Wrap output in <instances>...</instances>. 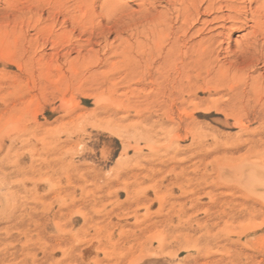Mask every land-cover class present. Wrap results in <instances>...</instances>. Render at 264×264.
Listing matches in <instances>:
<instances>
[{"label": "rangeland", "instance_id": "374dc122", "mask_svg": "<svg viewBox=\"0 0 264 264\" xmlns=\"http://www.w3.org/2000/svg\"><path fill=\"white\" fill-rule=\"evenodd\" d=\"M215 2L0 0V264H264L262 0Z\"/></svg>", "mask_w": 264, "mask_h": 264}, {"label": "bare ground", "instance_id": "6f19581e", "mask_svg": "<svg viewBox=\"0 0 264 264\" xmlns=\"http://www.w3.org/2000/svg\"><path fill=\"white\" fill-rule=\"evenodd\" d=\"M256 1H259V0H256ZM171 4L175 8H177V5H179V7H181L180 11H181V13H182V15H183L184 18L189 17L193 13L191 11H194L195 12V11H198L199 9H201L204 4L206 5L207 8H210V9L215 10V11H216V6H217V2H215V0H171ZM234 6H235V10H234L233 13H234V15L236 17L242 15L243 12H246V10H244V9H243L244 11H241L242 8L240 9L239 5H234ZM259 7H260V10L258 11V17L259 18H262V17H264V0H262V3L259 5ZM213 21H214V19H213Z\"/></svg>", "mask_w": 264, "mask_h": 264}]
</instances>
